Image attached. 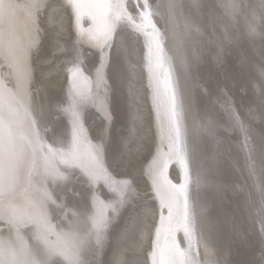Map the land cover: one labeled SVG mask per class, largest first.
Here are the masks:
<instances>
[{
    "label": "bare ground",
    "instance_id": "6f19581e",
    "mask_svg": "<svg viewBox=\"0 0 264 264\" xmlns=\"http://www.w3.org/2000/svg\"><path fill=\"white\" fill-rule=\"evenodd\" d=\"M0 126V264H264V0H0Z\"/></svg>",
    "mask_w": 264,
    "mask_h": 264
},
{
    "label": "rangeland",
    "instance_id": "374dc122",
    "mask_svg": "<svg viewBox=\"0 0 264 264\" xmlns=\"http://www.w3.org/2000/svg\"><path fill=\"white\" fill-rule=\"evenodd\" d=\"M101 37V36H100ZM102 40V39H101ZM101 40H99V41H101ZM7 119V118H6ZM8 122V121H7ZM0 128L2 129V126H0Z\"/></svg>",
    "mask_w": 264,
    "mask_h": 264
},
{
    "label": "water",
    "instance_id": "95a60500",
    "mask_svg": "<svg viewBox=\"0 0 264 264\" xmlns=\"http://www.w3.org/2000/svg\"><path fill=\"white\" fill-rule=\"evenodd\" d=\"M109 42V41H108ZM106 44V43H105ZM178 164V163H177ZM178 166H179V164H178ZM183 186H184V181H183Z\"/></svg>",
    "mask_w": 264,
    "mask_h": 264
}]
</instances>
